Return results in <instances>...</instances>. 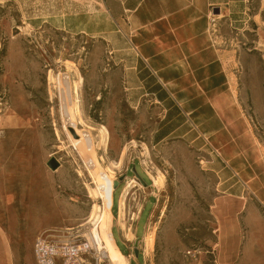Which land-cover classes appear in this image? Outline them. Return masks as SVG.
<instances>
[{
	"label": "rangeland",
	"instance_id": "obj_1",
	"mask_svg": "<svg viewBox=\"0 0 264 264\" xmlns=\"http://www.w3.org/2000/svg\"><path fill=\"white\" fill-rule=\"evenodd\" d=\"M82 1L0 0V264H37L39 235L89 239L111 264L94 230L112 264H264V0H208L224 71L205 91L230 103L192 122L156 100L127 33L109 41L101 0Z\"/></svg>",
	"mask_w": 264,
	"mask_h": 264
},
{
	"label": "crops",
	"instance_id": "obj_2",
	"mask_svg": "<svg viewBox=\"0 0 264 264\" xmlns=\"http://www.w3.org/2000/svg\"><path fill=\"white\" fill-rule=\"evenodd\" d=\"M98 4L103 8L100 11L104 16L103 25L117 27L110 32L109 41L114 33L122 32L124 36L127 33L129 49L141 62L144 76L152 80V94L160 96L156 99L158 102L171 100L168 110L177 107L190 122L199 121L197 112L216 113L228 108L230 102L223 94L214 98V91H205L215 84L211 80L220 78L217 73L213 74L219 72L223 76L224 71L223 55L212 34V25L216 24L209 6L213 3L208 0H101ZM79 32L87 33L86 30ZM134 88L137 87L127 90ZM216 92L219 93L218 89ZM205 105L210 109L202 110ZM199 119L208 121L204 117ZM210 125L196 123L197 127Z\"/></svg>",
	"mask_w": 264,
	"mask_h": 264
},
{
	"label": "built area",
	"instance_id": "obj_3",
	"mask_svg": "<svg viewBox=\"0 0 264 264\" xmlns=\"http://www.w3.org/2000/svg\"><path fill=\"white\" fill-rule=\"evenodd\" d=\"M34 252L37 264H104L107 259L89 239L63 241L39 235Z\"/></svg>",
	"mask_w": 264,
	"mask_h": 264
},
{
	"label": "bare ground",
	"instance_id": "obj_4",
	"mask_svg": "<svg viewBox=\"0 0 264 264\" xmlns=\"http://www.w3.org/2000/svg\"><path fill=\"white\" fill-rule=\"evenodd\" d=\"M49 78L52 81L56 82V79L52 75V72L50 73V77ZM81 80H83V79H81ZM80 83H81V81H78V82L76 81L75 84H74V91H75V94H76V100L74 102V107H75L76 114H77L78 117L80 116V106H79V102H80V98H79ZM108 135H109L108 129L105 126H102V128H101V137H100V141L99 142L102 144V146L105 149H106V147L108 145V140H109L108 139L109 138ZM120 163H121V160H120V162H118V164H120ZM112 173H113L112 170H110L111 177H112V179H114L113 176H112L113 175ZM137 177L139 178L138 175H137ZM141 182L144 185L147 184L145 181L144 182L141 181ZM163 182H164V174L163 173H160L159 176H153V185L154 186H162ZM116 185L117 184L115 183V186ZM138 185H139V183L135 179H132V181L128 184V186L125 187V189L123 190V193H122L121 198H120V218L123 219V220L125 219V211H124V209L126 207V203L125 202H126L127 195L129 194L131 188L136 187ZM94 190L93 189L91 190V193H92L93 196H95V193H96V192H94ZM95 197H97V196H95ZM91 216L92 217H91L90 221L96 219V221L102 222L103 218L101 217L102 213H101V209H100L99 205L95 204L93 206L92 215ZM92 233H93V236H94L95 240L97 241L98 246L105 249V254L108 257V261L112 264L113 261H114V256L117 255V248L116 247H112V246L107 248V245L108 246L112 245L111 239L107 238L105 240L107 245H104L103 240H102L99 232L94 230V232H92ZM144 241L146 243V249L148 251H150L153 248V243H154V235H153V233L147 234V236L145 237Z\"/></svg>",
	"mask_w": 264,
	"mask_h": 264
},
{
	"label": "water",
	"instance_id": "obj_5",
	"mask_svg": "<svg viewBox=\"0 0 264 264\" xmlns=\"http://www.w3.org/2000/svg\"><path fill=\"white\" fill-rule=\"evenodd\" d=\"M219 12H220V10H219V8H218L217 11H216V13H219ZM136 175H138L139 178H140V180L144 182L143 178H141V176H140L138 173H137ZM122 177H123V176H122ZM122 177L120 178V180L122 179ZM137 244H138V242H137ZM137 244H135V246H137ZM135 253H136L137 256L139 255V252H138L137 247L135 248Z\"/></svg>",
	"mask_w": 264,
	"mask_h": 264
}]
</instances>
